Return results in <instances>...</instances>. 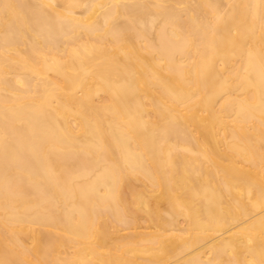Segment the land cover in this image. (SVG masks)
<instances>
[{"label":"bare ground","instance_id":"6f19581e","mask_svg":"<svg viewBox=\"0 0 264 264\" xmlns=\"http://www.w3.org/2000/svg\"><path fill=\"white\" fill-rule=\"evenodd\" d=\"M0 264H264V0H0Z\"/></svg>","mask_w":264,"mask_h":264}]
</instances>
